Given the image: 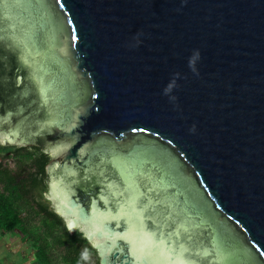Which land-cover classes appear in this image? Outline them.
I'll return each mask as SVG.
<instances>
[{
  "label": "water",
  "instance_id": "water-1",
  "mask_svg": "<svg viewBox=\"0 0 264 264\" xmlns=\"http://www.w3.org/2000/svg\"><path fill=\"white\" fill-rule=\"evenodd\" d=\"M1 144L101 264H264V0H0Z\"/></svg>",
  "mask_w": 264,
  "mask_h": 264
},
{
  "label": "trees",
  "instance_id": "trees-1",
  "mask_svg": "<svg viewBox=\"0 0 264 264\" xmlns=\"http://www.w3.org/2000/svg\"><path fill=\"white\" fill-rule=\"evenodd\" d=\"M9 147L10 145H6ZM0 145L1 147H6ZM39 156L35 158V163L39 165V172L42 173L43 165L49 161V154L40 149ZM13 178L9 172L0 168V236L13 234L23 244L30 243L35 249L28 259L36 264H54L52 256L59 254L62 264H93L98 263L97 251L87 244V240L81 234H71L66 231L59 217L51 212L43 200V189L46 182L41 176L31 180V187L26 185L15 189L12 185ZM45 183V184H43ZM29 207V212L25 216L22 212L23 204ZM40 216V225L45 236L32 237L27 231L26 224L28 218ZM19 237V238H17ZM43 241H40L42 240ZM30 246V247H31ZM7 255H0V264H10L11 259L5 258ZM99 264V263H98Z\"/></svg>",
  "mask_w": 264,
  "mask_h": 264
},
{
  "label": "flooded vegetation",
  "instance_id": "flooded-vegetation-1",
  "mask_svg": "<svg viewBox=\"0 0 264 264\" xmlns=\"http://www.w3.org/2000/svg\"><path fill=\"white\" fill-rule=\"evenodd\" d=\"M1 145L6 146L8 144H1ZM35 148H38L42 152L49 154L48 155L49 156V161L46 164L43 165L44 170H43L42 173L39 172V165L37 163H35V158L39 156V151H36ZM2 154L6 155V157L8 156L7 158H12L13 157L14 159H18V158L22 159L23 157H31L32 161L35 163V172L27 180V183H26L27 188H30L32 186L31 185V180H34L35 177L41 176L43 178V180L46 182V186H45L46 188L43 189V200L45 201V204L48 206V208L50 209L51 212H54V214H56L59 217V219L61 220V223L64 225L66 231L71 233L70 230H69V226L67 224V220L68 219L66 217L60 216L57 213L56 207H55L53 201L51 200V194H50L51 176H50V174L48 172V165H49V162L51 161V159L53 158L52 155L49 152L44 151L40 147H37V146H21V145L10 144L9 147H7V146L6 147H1L0 148V168L3 169L6 172H9V175L11 176V178H13L12 185L14 186L15 189L22 188L23 186H25V181L22 180L20 176L16 175L17 171H15L16 170L15 168L14 169H10L8 166L3 165L1 163V161H3V159L5 158V157L2 156ZM14 163L16 164V167H17L18 161L16 160ZM20 173H21V169L18 170V175ZM80 175H83V173H81ZM113 176H117V175L114 173ZM43 184H45V183H43ZM75 189H76V193L78 194V196H81L82 198L86 197L85 198V203L87 205L91 206V203L93 202V199H99L100 192L102 190V184H100L97 181H84V180H81L79 178L78 181L75 184ZM76 233L81 234V236L87 240V244L89 246L93 247L94 249H96L94 242H92V241H90L88 239V236L85 233L84 228H83L82 225L79 226L71 234H76ZM96 251H97V249H96ZM97 256L99 258L98 259V263L101 264L98 252H97ZM10 262H12V261H10Z\"/></svg>",
  "mask_w": 264,
  "mask_h": 264
},
{
  "label": "rangeland",
  "instance_id": "rangeland-1",
  "mask_svg": "<svg viewBox=\"0 0 264 264\" xmlns=\"http://www.w3.org/2000/svg\"><path fill=\"white\" fill-rule=\"evenodd\" d=\"M3 161L1 163L3 165L8 166L10 169H16L17 171L16 175L20 176L22 180L25 181V185L27 183V180L31 177L32 174L35 172V163L32 161L31 157H23L22 159H14L7 158L6 155L2 154ZM7 158V159H6ZM18 161L17 167L14 163L15 161ZM21 169V173L18 175V170ZM27 187V186H26ZM23 204V210L22 212L26 216L29 212V207L26 208L25 202H22ZM27 231L32 234V237L35 238L37 236L44 237L45 234L43 232L42 227L40 225V216L36 215L33 218H28V223L26 224ZM16 236L11 234H5L2 237L0 236V255L3 254L6 259H12L10 264H36L35 262H32L28 259V256L33 254L35 251L33 246H29L30 243L23 244L19 239L15 238ZM19 238V237H17ZM40 241H43L40 240ZM57 252V255L52 256L53 263L54 264H62V259L59 254V250L55 251ZM93 264H97L94 262Z\"/></svg>",
  "mask_w": 264,
  "mask_h": 264
}]
</instances>
